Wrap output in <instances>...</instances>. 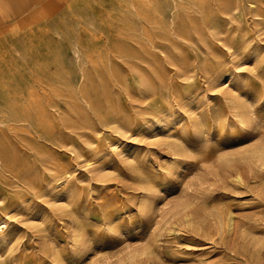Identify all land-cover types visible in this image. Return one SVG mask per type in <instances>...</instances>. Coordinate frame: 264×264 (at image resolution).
I'll return each mask as SVG.
<instances>
[{"label": "rangeland", "instance_id": "obj_1", "mask_svg": "<svg viewBox=\"0 0 264 264\" xmlns=\"http://www.w3.org/2000/svg\"><path fill=\"white\" fill-rule=\"evenodd\" d=\"M0 2V264H264V0Z\"/></svg>", "mask_w": 264, "mask_h": 264}, {"label": "bare ground", "instance_id": "obj_2", "mask_svg": "<svg viewBox=\"0 0 264 264\" xmlns=\"http://www.w3.org/2000/svg\"><path fill=\"white\" fill-rule=\"evenodd\" d=\"M33 2V1H32ZM7 4V3H6ZM0 5H1V2H0ZM9 6V5H8ZM2 20V19H1ZM169 32V31H168ZM1 38H2V35H1V33H0V43H3L2 42V40H1ZM184 44V43H183ZM95 60V59H94ZM174 76V75H173ZM224 85V84H223ZM222 85V86H223ZM233 103V102H232ZM231 103V104H232ZM190 104V103H189ZM235 105H237V104H235ZM51 106V105H50ZM233 107H234V105H233ZM42 108V107H41ZM242 108V107H241ZM241 110V109H240ZM236 111V108H235V110L234 111H232V112H235ZM34 112V111H33ZM236 113H237V111H236ZM175 115V114H174ZM236 115V114H235ZM233 116H234V114H233ZM237 116V115H236ZM235 116V117H236ZM236 119H239L240 120V118H237L236 117ZM241 121V120H240ZM244 121H245V119H244ZM223 122H225V121H223ZM214 131V130H213ZM263 143H264V141H263ZM262 143V144H263ZM240 155H243V156H241L240 158H238V159H230V158H225V160H259V161H264V145H262V146H258V148H256V149H254V150H252V151H249V152H246V153H243V154H240ZM172 162V161H171ZM198 172V171H197ZM215 175V174H214ZM250 177V176H249ZM234 181L235 182H237V183H241L242 181H243V177H242V175L241 174H239V173H237L236 174V177L234 178ZM186 210H187V208H186ZM223 220V219H222ZM223 223V222H222ZM227 225L229 226V227H231V226H233V222H232V220L231 219H229V221H228V223H227ZM167 226V225H166ZM168 227V226H167ZM157 238H158V235H157Z\"/></svg>", "mask_w": 264, "mask_h": 264}]
</instances>
